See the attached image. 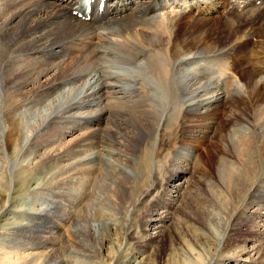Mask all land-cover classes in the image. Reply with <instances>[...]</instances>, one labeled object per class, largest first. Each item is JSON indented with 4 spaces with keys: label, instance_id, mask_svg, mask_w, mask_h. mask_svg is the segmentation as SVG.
I'll return each instance as SVG.
<instances>
[{
    "label": "bare ground",
    "instance_id": "6f19581e",
    "mask_svg": "<svg viewBox=\"0 0 264 264\" xmlns=\"http://www.w3.org/2000/svg\"><path fill=\"white\" fill-rule=\"evenodd\" d=\"M134 1L136 2L130 1L126 3L125 0H113L114 3H125L124 6L127 7V13L119 17H112L104 24L92 26L88 23L81 22L71 14L72 7L74 6V3H72L71 0H0V114L4 120V123L6 124V127L9 130L7 131L8 134H5L6 137L4 139H0V149L2 151L0 152V186L4 189L7 188L9 169L8 162L11 159L9 157L10 154L12 155V153L16 152L17 146H20L19 128L21 125L19 122V118H16V116L13 115V112H11L13 110L10 109V107H12L14 104L13 100H20L21 98L26 96V93L30 95L35 94L36 99L41 100L51 92L58 89L61 86L59 82H63V80H65L66 82H84L87 79H90L88 83H91L92 80H94L92 83V91L90 93H87L86 90V94L78 99L79 103L77 102L74 105L70 106L68 110L63 113V115L70 114L69 116L71 117L72 115H75L77 111H79V109H82L83 106L87 108H90L91 106L101 107V94L107 93L106 91L108 90V85H101V82L99 83L98 79H94L93 74L96 73L97 56L102 59L109 58L110 60L114 61L116 56L120 54L121 56L123 55L122 57L124 58L123 61L125 63H134L138 60H142L143 63H146L151 81L156 83V86L160 91L162 90L161 93L163 92L166 101H163L161 99L157 100L155 97L158 94H152V90L149 91V89L147 88L148 85L145 87L143 84H139V94L136 95L137 97L130 95L126 96L123 91H120L119 93L116 92L117 94H120V97H113L116 93H113V96L110 97V100H112L113 98L116 99L115 101L117 102H114V104H123V110L130 113V115L128 113H123V110H115L114 113L109 107H106L102 111L96 112V109L89 111V115H87L86 118L88 120H92V118H98V120L100 121L102 119H105L104 121L106 122H114V126H116L117 130H120L118 126L127 124L134 130H136V132H139L141 136H143L144 139L142 145L147 149H149L151 145L154 146L153 140H156L157 145L155 146L157 148V152L155 151L154 155L157 159L165 156V152H169L172 148L174 149L175 145L184 143L186 144L188 141L190 144L193 143L197 146L200 145L207 148V140L209 138H212L214 142L213 146H211L210 149L214 148L215 154L211 152L209 155L207 153L206 158L204 154L203 160L199 155H197V162L195 163V165H193L192 168H190L191 164L183 162V164H181L173 171L168 170L164 174L163 182L166 183L169 179L174 178L176 174H189L191 184L187 185L186 187L192 188V184L194 183V188H196L198 192L201 191L200 194L202 195V198L196 197V201L193 202L190 199V201L187 200L189 203H187V201L185 203L187 205H192V202L194 203V205H192L194 210L192 209V207L191 209L194 211L193 213H195V218L198 224L197 226H200L202 229L209 230L211 231V233L213 232V234L217 236L216 233L217 229L219 228L218 226L222 222L221 215L224 214V212L228 214L234 203H238V205L244 207H249L251 205L259 206L260 203L256 202L257 199L260 198L262 200L264 198V196H259L260 193L264 192L262 191L264 187L262 188L261 186L262 182H264V81L260 83V87H258L257 83L264 77V62L259 63V66L261 68L258 70V72L253 69H249L246 71L247 74L243 77L246 79V83L245 81L243 82V80H241L244 83L245 88L242 93L241 91H235V89L229 92V82H224L220 85L219 82L221 80L214 79L213 81L214 75L218 74L217 71L220 67V65L216 63V59H213V61H208V66L203 72L199 73L198 75L196 74L197 71L195 73L192 72L196 75L188 76V78H190V81L195 80V84H193L196 86L197 84L200 85V83H203L202 80L204 81V84L200 86L199 89H202L205 94H208V90L211 91L212 94L216 92H220V95L226 94V98L222 97L224 105L219 108V113L215 110H210L211 112L207 111L203 114L185 112V114L182 115L181 111H179L181 105L178 101L179 99H184V97L188 95H185V90H182L181 88V84L183 82L182 78L181 80H178L171 76V73H174L175 67L178 69V67L183 65L182 60L184 58H188L190 62H195L197 61V59H203L199 56H208L211 53H216L226 49L228 54L233 56L234 51L242 45L249 47L247 58L249 59V61H251V63H253L251 67H254L257 51L255 52L253 49L251 50V47L255 49V47L259 44L251 45L250 47L249 43H251V38L255 37L257 33H259L258 38L261 39L260 43L264 41V11L262 13L257 8H251L244 12L246 14V17L244 19H240L239 15L232 14L228 17L219 16L217 20L215 19L216 17L213 18L214 15L204 17L198 16V18H194L193 15H190L184 18L183 13L180 12V18L174 20L173 25H171L172 21H169L170 23H168L167 19L158 20V17L153 16L157 7L165 8V5L170 4V0ZM207 1V3L211 2L214 4H206L204 7L205 12L210 11L211 13H213L214 9L219 6L225 9V4L222 2V0ZM137 15H141L140 17H142L143 19L138 20L137 18H135V16ZM210 20L214 21L210 22ZM183 21L185 23H183ZM208 22H210V25L207 26ZM182 23L185 25V29L184 32H182L181 39L178 40L176 39V36H178V29L180 28ZM170 25L172 27H175V30L172 34L174 35L173 38H171L168 34V30H171L168 29V26ZM108 30H111V32L106 33V31ZM230 32H234L233 36L231 37V39L226 41L224 35L225 33L227 34ZM97 33L99 39L94 40L93 36ZM224 39L226 42H223ZM78 43L84 45L83 52L80 54L79 52L76 53V51H74V53L76 54L75 56L71 57L72 60L69 64H67L66 62L59 63L58 61H55V63L52 64L49 63L48 65H46L45 63L39 64L42 60H46V62H49V60L47 61L46 59V56L49 53H56V55H58V59H61L63 56H65V54L67 53V49L64 50L66 52L65 54L60 53V45L66 44L68 46H72V48H74L75 50V48H79V46H76ZM257 49L259 51V54L264 55V45L262 47L258 46ZM210 57L215 58L214 56ZM23 58H26L27 65L28 61L31 62V60H34L37 62V60L35 59H39V63L37 62V65L39 64V66L35 67L36 63L34 64V67L32 66L31 68L24 66L27 71L23 72L24 70L20 68L22 66ZM238 58L237 60H235V62H237V65L242 66V63H240L239 61H244V58ZM222 59L223 58H221V60ZM200 63L204 62L201 61ZM200 63H198L197 61L194 64L195 66H192V70L200 69V66L203 65ZM92 66L93 69L91 70L90 67ZM235 68L236 67H234L233 69L234 73ZM242 68V70L247 69L245 66H243ZM188 75H191V73L189 72ZM203 75H206L207 77ZM95 82L96 84H94ZM98 85L100 86L98 89H96ZM48 86H50L51 88L46 90L43 89ZM25 87H29L28 91L23 90V88ZM197 88L192 89L193 91H189L192 93L194 91L197 92ZM90 89L91 88H89L88 91H90ZM111 94L112 93H110V95ZM199 94L200 93L198 91V94L196 93V95H191L193 97L194 95L196 96L194 98L192 97V100H196V98H199V96L201 97V95ZM138 98H140L141 100L137 102H143V106L135 107V109L129 110L127 107H124L126 106V104L128 105L130 99L136 100ZM215 98L217 97L215 96ZM121 100H124L123 102H126H120ZM104 101L103 107L105 104ZM214 101L215 103L218 102L217 99H215ZM137 102H133L132 106H137ZM205 102L199 100L197 105H202L205 108H209L211 105H214V102H212V104L208 103L210 105L204 104ZM222 108H224V110H226V113H228L224 116V118L226 117V119H222L223 117H221L220 112ZM164 112H166V123L168 124V126L166 127L164 125L160 127V116ZM92 115H94V117H92ZM58 118L57 121L64 120V117ZM224 120L226 121V123L224 122ZM42 122L43 121H41V123ZM36 124L38 123L36 122ZM61 124L58 123V125ZM52 125H54L55 127L57 126L56 122ZM238 128L241 129L242 133L237 131ZM246 132L247 134H244ZM233 133L235 136H233ZM104 134L105 136L103 135V140L114 147V145L117 144L114 141V138L117 137H114L115 132L106 130ZM135 135H137V133ZM53 136L59 137L60 133L56 135L54 134ZM119 138L121 139V136ZM104 141L100 142L98 136L94 137L92 135V137L90 139H87L86 142L77 144L76 146L68 149L65 153L52 157L51 159H49V161L62 159L68 155L81 153L82 149H102L107 154L103 159H100V161H102V163L108 164L107 168H109V171H106V173H104L103 171L102 173V169L100 168L101 166L99 168L96 167V164L99 162V158H96L95 161H92L90 157L91 155L89 154L80 163V166H82L83 168L80 172H77L78 174L80 173L86 176V180L84 181L85 183H93L92 181L94 180L90 178L91 176L93 177V175L101 176L104 174V178L105 175L108 176L107 178L112 176V178L110 177V182H112L113 180V184L115 183L114 185H117L115 189L117 188L118 190L120 189L126 192V177H132L133 179H135L137 177V174H139V176L143 174L142 176L146 175L148 178V170L147 173L144 174L147 166L148 168H150L147 153L146 155L144 153L142 157L139 156L138 161L134 162L131 168L133 169L135 167V170L133 171L134 173L131 172L133 175L131 174L130 176V173L124 170L123 167H128L129 164H132V162L130 161H133V159L131 158L132 155L123 154L116 148H109L106 146L107 143H104ZM35 144L37 145V142L34 143V145ZM31 148L34 147L31 146ZM117 155L124 157L123 165L121 166V168L120 166H116V162L114 160L116 159L114 158V156L118 157ZM157 159H155V162ZM135 163H137V165H135ZM46 166L47 165H45V167ZM47 172L49 171H46V173ZM111 172H113L114 175L116 174V176L123 178L124 180L121 181L120 179H117L113 174H111ZM19 174L21 175L22 172H19ZM135 175L136 177L134 178ZM31 180L33 179H28V182H31ZM156 180L153 179L152 184L148 186V180L146 179L145 184L147 185L146 188L148 187V189H144V187V191H141V189L137 191H141L142 194H148L151 191L156 190L159 186V183H157ZM123 181L126 182L123 183ZM208 181L212 183L213 191H207L206 188H204L205 182ZM145 184L143 186H145ZM128 187L129 189H132L133 186ZM152 188L154 189L151 190ZM129 189L128 191L130 192L131 190ZM185 193H187V191ZM119 194L120 193L118 192L117 195ZM130 195L132 197V192ZM189 195L191 194L189 193ZM131 197L130 199H127L131 200ZM162 198L163 197H159L160 201L162 200L163 202V206L173 209V201H170L169 199L164 200V198ZM46 207H49V204H47ZM206 207L211 208L212 210L210 211ZM84 211L85 209L81 210L78 214L76 213L77 215L75 214L76 216H72V219L76 224L81 225V228L83 230L82 234H84V232H87V238L90 240V242H92L94 239V235L90 231V227L86 226L88 225L89 218L84 213ZM181 212L182 213L180 214H183L182 207ZM156 215L157 217H155L152 227L153 231H155L154 238L160 239V237L162 236V234L164 235L166 230H171V228L167 226V223L171 221V217L169 216V213H167L166 216H163L161 214ZM229 215L231 217L232 214ZM239 216L233 218L232 223H241V219ZM107 222L110 223L108 219L106 220V223ZM232 223L230 224V227L228 226L229 231L227 241H225L222 246L223 252L228 250L229 247H235V245L232 244L231 240H229V236L231 237L233 235V232L236 231L235 224ZM245 225L249 228L250 222H246ZM163 226L165 227V231L162 233ZM213 234L211 235L213 236ZM130 235L131 233L127 234V237L130 238ZM68 237H70V243L66 241V243L68 244L64 243V246L59 250L56 249L55 252L53 251V253H51L50 251L46 264H52L50 262H54L53 259H55V257L59 259V255H56V253H58L59 251V253H62V255L64 256L71 254L70 252H73L72 254H74V252L76 254L82 253V255L91 253L89 252L90 248L88 249L86 247L87 244H84L85 242L80 241L81 238H78L80 239L78 240L77 238L75 239V237L70 235H68ZM103 237L105 239V237L107 236ZM213 238L215 237H212V239ZM220 239L221 238L219 237V242ZM178 241L179 243H177V245L180 247L182 242L180 239ZM210 241L212 240L210 239ZM195 245L197 244L195 243ZM198 245L200 252L198 254L199 256L194 253L195 255H190L191 257L189 259L185 258L186 260H179L175 256V254H172V259H170L169 261L167 259L166 264H211L212 257L214 256V254H210V251L212 250L211 243H208L204 239V242H198ZM178 249L181 251V248ZM244 254L247 253H243V255ZM222 255L225 260L229 258L227 253H223ZM238 258L239 257H237V259ZM8 261L10 260L8 259ZM73 262L74 264H86L78 258L74 259L69 264H72ZM2 264H15V262L13 263L12 261H3ZM26 264H36V262L29 261L26 262Z\"/></svg>",
    "mask_w": 264,
    "mask_h": 264
},
{
    "label": "rangeland",
    "instance_id": "374dc122",
    "mask_svg": "<svg viewBox=\"0 0 264 264\" xmlns=\"http://www.w3.org/2000/svg\"><path fill=\"white\" fill-rule=\"evenodd\" d=\"M190 15L192 16L193 14H188L184 18ZM219 16L222 15L216 14L213 18L216 17L215 19L217 20ZM193 17L198 18V16L196 15H193ZM179 18L180 17L178 16H170L167 18H162V20L167 19L168 23H170L169 21H172L171 25H173L174 20ZM213 21L210 20V22ZM210 22L207 23V26L210 25ZM183 23L185 22L183 21ZM183 23L178 29V36H176V39L178 40L181 39L182 32H184L185 29V25ZM171 25L169 26V29L171 30H168V34L171 38H173L174 35L172 34L175 30V27H172ZM108 32L110 33L111 30L106 31V33ZM233 33L234 32H230L227 34L225 33L224 38L226 39V41L231 39ZM93 38L94 40H98V33L94 35ZM225 39L223 40V42H226ZM249 44L250 47L251 44H259L255 47V49L251 47V50L253 49L255 52L257 51L254 67H251L253 63H251V61H249V59L247 58L249 47L245 45L238 47L234 51L233 56H227L229 57L228 60L230 62L229 64L231 65L230 68L232 69V71L231 69H229L226 75V80H222L219 83L221 85L224 82H230V85L228 87L229 92L235 89V91H241L242 93L245 89L243 82L245 81L246 83V79L243 77L246 76V71L249 69H253L258 72V70L261 68L259 66V63L264 62V55L259 54V51L257 49L258 46L262 47L264 45V41L260 43L259 39H257L256 42L255 38L253 39V42ZM76 46H79V48H75L74 50L72 46H68L66 44L60 45V53L65 54L66 52L64 50L67 49V53L61 59H58V55H56V53H49L48 55H55L54 59H48V55L46 56V59L47 61L49 60V62H46V60H42L39 63V59L35 60H37L39 64L45 63L46 65H48L49 63H55V61H58L59 63L66 62L67 64H69L72 60L71 57L75 56L77 52H79L80 54L83 52V44L78 43ZM74 51H76V53H74ZM216 53H211L208 56H213ZM218 53L221 58H225L226 54H228L225 52ZM118 56L121 55L118 54ZM118 56H116L114 61L110 60L109 58L102 59L97 56L96 73L93 74L94 79H98V82H101V85L108 84L112 86H108V90L106 91L107 93L101 94V107L91 106L90 108H87L83 106L82 109H79V111H77V113L75 115H72L71 117L69 116L70 114L63 115V113L67 111L70 106L77 103L78 99L86 94V90L87 93H90L92 91V83L94 80H92L91 83H88L90 79H87L84 82H66L65 80H63V82H59L61 86L58 89L51 92L41 100L36 99L35 94H33L35 96L34 97L33 95L27 93L26 96L21 98L20 100H13L14 104L12 107H10V109L13 111H10L13 112V115L16 116V118H19V122L21 125L19 128L20 146H17L16 152L12 153V155L10 154V157L8 156L11 159L8 162L9 169L6 188L7 190L0 186V264H2L3 261H12L13 263L15 262V264H26V262L35 261L36 264H46L50 251L51 253H53V251L55 252L56 249L59 250L64 246V243H66V241L70 243V237H68V235L75 237V239L81 238V240H78L85 242L84 244H87L86 247L88 249L90 248L89 252L91 253L83 255L82 253H77V255L75 252L74 254H72L73 252H70L71 254L64 256L62 255V253H59V251L58 253H56V255H59V259L55 257V259H53L54 262L50 263L69 264L71 261L78 258L86 264H163L164 262V264H166L167 259L168 261L172 259V254H175V256L179 260L189 259L191 257L190 255H193L194 253L199 256L198 254L200 252L198 248V242L203 243L205 239V241L211 243L212 250L210 251V254H214L211 264H264V198L262 200L260 198L257 199L256 202L260 203L259 206L251 205L249 207H244L238 205V203H234L228 214L226 212H224V214L222 215L220 214L222 216V222L218 226L219 228L217 229L216 236L215 234H213V232L211 233V231L202 229L200 226H197L198 224L195 218V213H193L194 208L192 205H194L193 202L196 201V197L202 198V195L200 194L201 191L198 192L197 189L194 188V183L192 184V188L186 187L187 185L191 184L189 178L190 175L176 174L174 178L169 179L166 183L163 182L164 174L168 170L173 171L181 164H183V162L191 164L190 168H192L193 165H195V163L197 162V155H199L203 160L204 154L205 158L207 153L209 155L211 152L215 154L214 148L210 149L211 146H213L214 142L212 138H209L207 140V148L200 145L197 146L193 143L190 144L189 141L186 144L178 143L179 145H175L174 149L172 148L169 152H165V156L157 159L154 155L155 151L157 152V148L155 146L157 145L156 140H153L154 146L151 145L149 149H147L142 145L144 139L143 136H141L139 132H136V130H134L127 124L118 126L120 130H117L116 126H114V122H106L104 121L105 119H102L101 122L100 120H98V118H92V120H88L86 118V116L89 115L88 112L92 111L93 109H96L97 112L104 110L106 107H109L114 113L115 110L122 111L123 104H114V102H117L114 98L112 99L113 101L110 100V97L113 96V93H119L120 91H123L126 96H136V92L135 95H133L132 93L135 89L131 87L135 84L134 81L138 80L144 86L145 84H147L144 83V79H146L145 82L151 81L146 64L143 63L139 68H129V66L119 63H125L123 61V55L120 57L123 60H120ZM206 56L203 55L199 57L207 60L204 58ZM236 57L244 58V61H239L240 63H242V66L237 65V62H235V60H237ZM98 61L99 63H101L104 69H108V67L104 66V64L116 63L117 65L115 68L108 70L111 74H106V76H104L101 70L97 68ZM197 61L198 63H200L198 59ZM37 62L31 60V62L28 61L27 65L26 58H23L22 66L20 68L24 70L23 72H26L27 70L24 68V66L31 68L32 66L34 67V64L36 63L35 67H37L39 66V64L37 65ZM203 62L204 63H200L203 64L200 66L203 69L200 68L192 70V66L195 63H191L190 61H188L187 63V61H185L182 66L178 67V69L176 67L174 68L173 74L171 73V76L178 80H181L182 78L183 85L181 84V88L182 90H185V95H188L184 97V99L182 98L178 101L181 105L179 111H181L182 115H184L185 112L194 114H203L207 111L211 112L212 110L218 112L219 108L224 105L222 97L226 98V94L220 95V92L212 94V92L209 90L207 91L208 94H205L202 89H199L200 86L204 84L203 80V83H200V85L196 82V86L194 85L195 80L190 81V78H188V76H194L196 74L198 75L199 73L206 70L208 62ZM222 65L223 68L221 66L219 67L220 71H223L228 67L226 64L222 63ZM243 66H245L247 69L242 70ZM234 67H236L235 73L239 74L234 73ZM90 69L92 70L93 66L90 67ZM219 69L217 71L218 74L214 75L213 81L214 79L221 80ZM189 72L191 73V75H188ZM192 72H196V74H193ZM106 78L110 80H107ZM241 80H243V82ZM260 80L257 82L258 87H260V83L264 81V77L261 81ZM188 83H191V86ZM94 84H96V82ZM154 84L156 83L154 82ZM99 86L100 85H98L96 89H98ZM155 87L157 86L155 85ZM50 88L51 87L48 86L43 89L46 90ZM89 88H91L90 91H88ZM196 88L197 92H194L198 94L199 91V95H201V97L199 96V98H196V100H192L194 97H196V93H192L190 91ZM28 89L29 87L23 88L24 91H28ZM161 91L159 89H156L151 93H155V95L158 94L157 96L159 97H155L157 100L161 99L163 101H166L163 92L161 93ZM110 93L112 94L110 95ZM193 94H195L194 97L191 96ZM117 96L120 97L119 94L114 95L113 97ZM215 96L217 98H215ZM213 99H217L218 102L215 103ZM130 100L128 102V105L126 104V106H124L127 107L128 110L135 109V107L143 106L144 104L143 102H137L141 100L140 98L136 100ZM199 100L202 102L206 101L204 104H212V102H214V105H211L209 108H205L202 105H197ZM103 101L105 103L104 107ZM123 101L124 100H121L120 102ZM193 101H195L196 103ZM133 102H137V106H132ZM123 113L128 112L123 110ZM128 114L130 115V113ZM220 114L221 117H223L222 119H226V117L224 118V116L228 113H226V110L222 108ZM58 117H64V120L57 121L59 119ZM92 117H94V115H92ZM160 117V127L164 125L167 127L168 124L166 123V112L162 113ZM1 119L3 120L0 114V139H4L8 134L7 131L9 130L6 127L4 120L2 121ZM41 121H43L44 123H41ZM36 122L38 124H36ZM55 122L57 124L56 127L52 125L55 124ZM224 122L226 123L225 120ZM58 123L62 124L58 125ZM106 130L115 132L114 137L117 136L116 138H114V141L117 143L116 145H114V147L103 140L105 136L104 132ZM237 131L242 133L241 129L239 128L237 129ZM58 133H60L59 137L53 136L54 134L56 135ZM120 133L123 135H121ZM136 133L137 135H135ZM244 134H247V132ZM92 135L94 137L98 136L100 142L104 141V143H107V147L116 148L119 152L126 155H132L131 158L133 159V161L130 160L132 164H129L128 167H123L124 170L130 173V176L132 173H134L133 171L135 170V167L133 169L131 167L134 162L138 161V157H142L144 153L145 155L146 153L150 155H147L150 168H148L147 166V169L144 172V174H146L148 170V178L146 175V177L142 176L143 174L140 176L139 174H137V177L135 175L134 178L136 177V180L132 177H126L125 180L127 181V184L125 183V185L127 186V194L124 190L122 191L120 189L118 190L117 188L115 189L117 185L115 186V183L113 184V180L112 182H110L112 176H110L111 178H107L108 176L105 175L104 178V174L101 176L93 175V177H90L92 180H94L92 181L93 183H85L84 181L86 180V176L80 173L78 174L77 172H80L83 168L82 166H80V163L83 161V159H85L87 155H91L90 157L92 161H95L96 158H99V162L95 164L98 168L101 166L100 168L102 169V173L103 171L104 173H106V171H109V168H107L108 164L102 163V161H100V159H103L107 154L102 149H82L81 153L68 155L62 159L49 161V159H51L52 157L65 153L68 149L76 146L77 144L86 142L87 139H90L92 137ZM120 136L121 139L119 138ZM233 136H235L234 133ZM36 142L37 145H34V143ZM31 146L34 148H31ZM0 152H2L1 149ZM114 158H116L114 159L116 162V166H120L121 168V166L123 165L124 157H121L119 155L118 157L114 156ZM155 159H157L156 162ZM43 163L47 166L45 167ZM135 165H137V163H135ZM45 168L46 171L49 172L46 173ZM49 168L51 171L49 170ZM19 172H22V174L20 175ZM111 174H113V172H111ZM114 176L121 181L124 180L123 178L116 176V174ZM28 179L33 180H31V182H28ZM146 179L148 180V186L152 184L153 179H157L156 181L157 183H159V186L156 190L151 191L148 194H142V190L144 191V189H148V187L146 188L147 185L145 184ZM126 181H123V183ZM144 184L145 186H143ZM103 185L106 187H104ZM128 186H133L134 188L132 187V189H129ZM261 186L262 188L264 187V182H262ZM204 188H206L207 191H213L212 183L209 181L205 182ZM128 189L131 191L129 192ZM140 189L141 191H137ZM153 189L154 188H152L151 190ZM186 191L187 193H185ZM262 191H264V188ZM118 192L120 193L119 195H117ZM131 192L132 197L130 195ZM189 193L191 195H189ZM129 196L132 198L131 200H129ZM259 196L263 197L264 192L260 193ZM159 197H163L164 200L169 199L170 201H173V209L163 206V202L162 200L160 201L161 198L159 199ZM190 199L191 201H193L192 205H187L185 202L187 200L190 201ZM188 201L187 203H189ZM47 204H49V207H46ZM181 207L183 208V214H180L182 213ZM191 207L193 210L191 209ZM83 209H85L84 213L89 218L88 225L86 226L90 227V231L94 235V239L92 241L93 243L90 242V240L87 238V232H84V234H82L83 230L81 228V225L76 224L72 219V216H74L76 213L78 214ZM207 209L210 211L212 210L211 208ZM167 213H169V216L171 217V221L167 223V226L171 228V230H166V232L164 233V235L162 234L160 239H156L154 238L155 231H153L152 227V225L154 224V219L155 217H157L156 214L166 216ZM229 214H232L231 217ZM236 214H239L240 216ZM237 216L240 217L241 223H232L233 218ZM106 218L110 221V223H106ZM246 222H250L249 228L245 225ZM231 223L235 224L236 231L233 232V235L231 237L229 236V240H231L232 244L235 245V247H229L228 250L223 252L222 246L224 242L227 241L228 231ZM164 231L165 227L163 226L162 233ZM129 233H131L130 238L127 237V234ZM187 233L189 234V236ZM211 234H213V236ZM103 236H107L105 237L106 240ZM212 237L215 238L212 239ZM219 237L221 238L220 242ZM179 239L182 242L180 247L177 245V243H179ZM210 239L212 241H210ZM11 242H13L14 245ZM195 243L197 245H195ZM178 248H181V251ZM223 253H227L229 258L225 260L222 255ZM243 253L247 254L243 255ZM237 257L239 258L237 259ZM8 259L10 261H8ZM72 264H74V262Z\"/></svg>",
    "mask_w": 264,
    "mask_h": 264
}]
</instances>
